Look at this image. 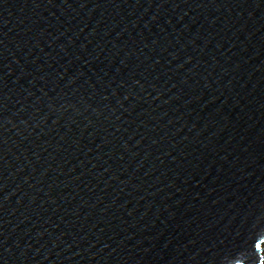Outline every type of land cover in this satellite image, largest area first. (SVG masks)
Segmentation results:
<instances>
[{"label":"water","instance_id":"obj_1","mask_svg":"<svg viewBox=\"0 0 264 264\" xmlns=\"http://www.w3.org/2000/svg\"><path fill=\"white\" fill-rule=\"evenodd\" d=\"M264 0H0V264H262Z\"/></svg>","mask_w":264,"mask_h":264},{"label":"rangeland","instance_id":"obj_2","mask_svg":"<svg viewBox=\"0 0 264 264\" xmlns=\"http://www.w3.org/2000/svg\"><path fill=\"white\" fill-rule=\"evenodd\" d=\"M263 248H264V242L260 245V249H263ZM259 256L264 258V250H261ZM262 264H264V259L262 261Z\"/></svg>","mask_w":264,"mask_h":264}]
</instances>
